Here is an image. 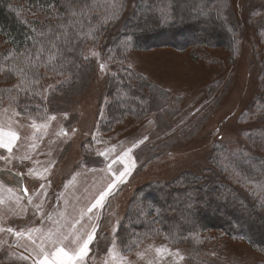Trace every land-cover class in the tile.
Returning <instances> with one entry per match:
<instances>
[{"label": "rangeland", "instance_id": "1", "mask_svg": "<svg viewBox=\"0 0 264 264\" xmlns=\"http://www.w3.org/2000/svg\"><path fill=\"white\" fill-rule=\"evenodd\" d=\"M231 1L245 35L256 41L257 51L263 49L264 40L257 31L260 16L249 18L260 0ZM15 8L22 17L42 19V12L27 6L25 0H15ZM146 24L138 30L142 35L152 32ZM191 25L202 36L204 32L197 31L200 26ZM210 35L218 44L207 48L205 55L166 43L147 50L134 48L121 60L110 62L108 77L123 69L132 71L135 82L153 102L145 117L118 118L110 125L102 122L110 110L102 72L90 82L99 52L94 44L85 46L91 61L87 59L90 66L84 69L82 80H75L64 91L66 87L59 85L66 81L68 85L69 79L41 70L46 82L40 87V98L50 95L52 101L46 105L47 113L36 118L27 115L26 105L13 93V88L28 93L19 86L25 83L22 73L12 72L6 55L0 58V128L19 137L11 152L0 147V172L7 171L5 178L20 187L6 184L0 176V264H34L41 246L54 250L50 235L52 240L63 241L60 246L71 249L75 235L84 236L93 225L97 226L95 238L85 264H121L109 251L114 241L116 252L126 257L124 264H190L186 248H175L158 237L139 242L133 249L121 244L133 222L126 221L127 210L141 187L180 179L190 170L204 167L215 146L225 142L224 146L235 148L253 128L264 127V120L250 114V122H240L261 79L250 43L244 44L240 59L230 61V51L220 47L222 34L213 31ZM9 48L8 39L0 34V56ZM58 98L63 99L57 102ZM126 170L130 174L116 182L103 206L89 212L99 194ZM138 197L149 202L143 194ZM136 230L135 226L132 231ZM210 241L199 264L264 262V253L243 237L215 234ZM161 246L171 254L158 256L155 249Z\"/></svg>", "mask_w": 264, "mask_h": 264}, {"label": "trees", "instance_id": "2", "mask_svg": "<svg viewBox=\"0 0 264 264\" xmlns=\"http://www.w3.org/2000/svg\"><path fill=\"white\" fill-rule=\"evenodd\" d=\"M25 2L42 12L41 20L22 17L15 8V0H0V34L10 46L0 58L6 55L12 72L23 75L25 83L19 86L28 93L16 88L13 93L26 105L28 116L36 118L47 113L46 105L52 101L50 95L40 98V87L46 82L41 70L45 68L50 75L69 79L68 85L67 81L59 85L66 87L63 91L68 89L75 80H82L84 69L90 66L86 65L90 57L86 56L85 46L92 43L99 52L90 82L102 72L105 97L109 100L106 108L109 105L110 110L102 122L106 120L110 125L118 118H143L153 107L151 98L135 82L130 70L123 69L108 77L110 62L121 60L134 48L147 50L166 43L179 50L193 48L197 55H205L207 48L218 44L210 35L218 31L223 37L220 47L230 51V61L240 59L244 44L250 43L253 64L260 69L261 79L253 103L240 122H250L248 114L264 120V48L257 51L256 41H249L250 35H245L231 0ZM260 4L249 13V18L260 16L257 31L264 40V0ZM146 23L151 25L152 32L142 35L138 30ZM191 24L200 26L197 31H203L202 36ZM203 24L209 27L208 31ZM241 142L235 148L224 146L225 142L215 146L204 167H196L180 179L141 187L125 216L126 221L133 222L131 228L127 222L128 232L125 229L122 244L120 240L122 248L133 249L139 242L158 237L175 248H186L189 263L199 264L211 235L224 234L243 237L264 253V127L253 128ZM141 194L149 202L139 200ZM135 226L137 230L132 231ZM101 228L102 224L98 238ZM93 246L96 247L95 243Z\"/></svg>", "mask_w": 264, "mask_h": 264}, {"label": "snow or ice", "instance_id": "3", "mask_svg": "<svg viewBox=\"0 0 264 264\" xmlns=\"http://www.w3.org/2000/svg\"><path fill=\"white\" fill-rule=\"evenodd\" d=\"M103 67V65L101 66ZM18 87V86H17ZM7 111V109H5ZM15 115H19V113H14ZM54 119V118H53ZM33 127H38L33 124ZM19 139L18 134L14 131L5 132L3 128H0V147L6 148L9 152L12 151V146ZM147 139V137H145ZM143 141H140L142 143ZM135 147V145L133 146ZM129 151H131L129 149ZM130 174L128 170L122 172L119 177L116 178V181L109 184L107 188L102 191L99 196L96 198L95 202L92 204L91 208L88 209L89 212L92 211L93 208L102 207L105 198L109 195V193L114 189L116 182L121 181L122 178L126 175ZM10 191V189H9ZM2 203V201H0ZM76 223H79L77 221ZM96 225H93L90 232L81 235H75L73 243L75 247L71 249H67L66 247L60 246L63 241H56L51 239V235L49 236L50 242L54 245L53 251H46L43 246L40 247V253L38 254V259L34 262V264H85V258L89 254V245L95 238ZM9 232L12 229H8ZM17 236L21 235V233H16ZM86 236V238H84ZM67 239V237H64ZM34 243V242H33ZM112 258L114 260H118L121 264H124L126 261V257L120 256L118 252L115 250V241L113 242V248L109 250ZM155 252L158 256L163 257L165 253H170L166 247L161 246L155 249ZM138 255L142 256L143 253H139ZM175 255H179V253H175ZM22 259H28V257H21ZM180 259H183L181 256ZM107 264V262H105Z\"/></svg>", "mask_w": 264, "mask_h": 264}, {"label": "water", "instance_id": "4", "mask_svg": "<svg viewBox=\"0 0 264 264\" xmlns=\"http://www.w3.org/2000/svg\"><path fill=\"white\" fill-rule=\"evenodd\" d=\"M7 171H1L0 172V176L2 177V179L5 181V183L6 184H8V185H10V186H16V187H19V184L18 183H14L13 181H8L6 178H5V176H4V174L6 173ZM18 179V181H21V178L19 177V178H17ZM20 188V187H19ZM23 191V190H22Z\"/></svg>", "mask_w": 264, "mask_h": 264}]
</instances>
